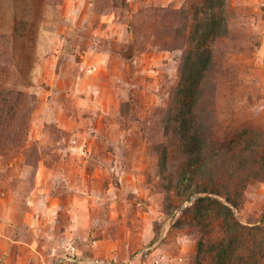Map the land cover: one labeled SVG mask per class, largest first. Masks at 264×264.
Returning <instances> with one entry per match:
<instances>
[{
	"label": "rangeland",
	"instance_id": "374dc122",
	"mask_svg": "<svg viewBox=\"0 0 264 264\" xmlns=\"http://www.w3.org/2000/svg\"><path fill=\"white\" fill-rule=\"evenodd\" d=\"M205 1L0 0V264H217L232 236L227 264H264V0L217 10L188 168L173 118ZM227 193L240 225L200 222Z\"/></svg>",
	"mask_w": 264,
	"mask_h": 264
},
{
	"label": "trees",
	"instance_id": "16d2710c",
	"mask_svg": "<svg viewBox=\"0 0 264 264\" xmlns=\"http://www.w3.org/2000/svg\"><path fill=\"white\" fill-rule=\"evenodd\" d=\"M224 4L223 0H207L204 4L197 7V13L199 14L200 11L205 12V17L201 18L198 21L197 31L195 30V37L193 40L196 42V61H194L191 66V72L188 77L183 78L182 84L179 86V89L176 92V96L178 98V102L181 103L180 108L178 107L176 111V115L173 118V121L179 122V133L181 139L183 141L182 149L187 152L189 150L191 152L190 157V165L188 168H196L197 164L199 163L200 159L203 157V149H202V139L203 136L199 133L198 128L196 129L193 127L192 118L194 119L195 114L194 106L195 103V95L200 94L198 92V83L199 78L201 75L207 71L209 58L205 57V54L208 52L209 48L206 46L209 38L212 36H216L220 34V27H221V18L217 16V10L220 11L222 9V5ZM182 13H185L183 10ZM196 13V14H197ZM197 14V15H198ZM192 57V53H190L189 58ZM190 62V60L188 61ZM200 92V91H199ZM171 110V114H172ZM193 114V115H192ZM172 117L169 118V124L167 125L166 129L170 130ZM168 152L166 148L164 149L160 160H161V167L164 169L165 164L167 163ZM185 169L184 171H187ZM186 173V172H183ZM184 176H186L184 174ZM204 191L202 193H205ZM214 195H219V191L217 189L211 191ZM228 194V195H227ZM225 195L226 203H222L221 201L214 199L210 196L202 197L198 200L195 211L197 215L200 217V222L204 219H207L210 214L217 208L216 210V217H223L224 220L227 222L226 225H231L233 228L236 229V226H239L240 223L236 221L233 213V208H237L238 204L232 198L230 193ZM202 224V223H201ZM204 241H200L198 245L199 253L202 251L204 247ZM237 242L236 236L230 237L229 240L221 242L218 246L211 245L212 250L219 248L217 252V264H227L225 256L229 253V250L234 248V243Z\"/></svg>",
	"mask_w": 264,
	"mask_h": 264
}]
</instances>
